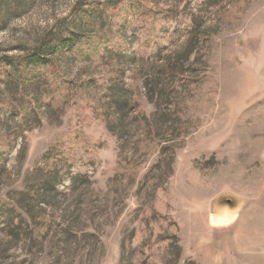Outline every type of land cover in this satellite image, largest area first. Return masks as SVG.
<instances>
[{
    "label": "rangeland",
    "instance_id": "374dc122",
    "mask_svg": "<svg viewBox=\"0 0 264 264\" xmlns=\"http://www.w3.org/2000/svg\"><path fill=\"white\" fill-rule=\"evenodd\" d=\"M104 1L17 0L26 11L0 25V58L32 49L61 19L66 26L76 3L87 11ZM128 1L118 12L127 66L57 57L73 96L43 86L54 109L26 123L0 109V141L16 140L0 155V264H50L57 253L67 264H119L123 248L131 264H171L177 247L178 264H264V0H135L140 13ZM183 55L178 77H154ZM115 75L131 93L107 92ZM181 123L183 137L167 142ZM148 133L155 140L135 161ZM73 135L70 176L88 182L64 179L59 205L20 222L12 208L25 178Z\"/></svg>",
    "mask_w": 264,
    "mask_h": 264
},
{
    "label": "trees",
    "instance_id": "16d2710c",
    "mask_svg": "<svg viewBox=\"0 0 264 264\" xmlns=\"http://www.w3.org/2000/svg\"><path fill=\"white\" fill-rule=\"evenodd\" d=\"M15 2L17 0H0V25H3L10 16L18 17L26 11L25 5L17 6ZM125 3H123V0H108L92 5L87 11H83L80 4L76 3L66 26L64 24L67 18L61 19L37 40L32 49L17 55H3L0 58V94L7 89H12L17 96L15 99H12L13 97H0V109L15 113L20 123H26L29 118L35 117L39 111L51 112L54 109V92L51 94L43 91V86L56 87L67 92L68 97L73 96L71 83L64 80L60 74L56 63L57 57L71 55L84 58L89 55H97L101 60L109 62V65L110 62H115L127 66L130 59L126 54L129 39L121 31L124 27L125 17L120 18L118 16V12L125 6ZM128 4H130L127 8L129 11L133 13L141 12L137 1L130 0ZM118 18L119 22L116 24ZM161 18L164 19L163 16ZM104 20L108 22L107 29H101L100 27V23ZM113 27H117V29L112 33L110 30ZM112 34L116 35V41L112 40ZM152 42L153 39L148 36L144 44L147 48H150ZM183 59L184 62L180 58H173L168 65L158 67L153 73L154 77L162 76L163 78L171 77L172 79L178 77L182 68L186 66L188 55H185ZM117 78V75L109 77L107 92L129 90L131 93L129 87L122 85L123 82H119ZM147 85L150 88L149 82ZM172 87H170V90ZM40 88L43 90L40 91ZM132 101L133 106H137L135 100L132 99ZM121 104H126V101L120 99L118 106H121ZM138 116L142 120L145 119L140 111ZM178 120H181V118ZM108 128V132H111L110 126ZM180 128H182V123L179 128L176 126L165 132V135H168L167 142L183 137ZM18 137H21V133L18 134ZM77 138V135H73L71 140L66 139L65 143L55 145L43 156L41 167L27 175L24 181V190L19 194L16 206L12 208L13 212L18 213L20 222H27L25 215L33 218L36 209L42 210L44 207L45 210L49 206L56 207L57 204L59 205L60 193L58 188L64 179L71 178L70 183L74 185L78 180V183L80 180L85 183L88 182L87 177L82 179L79 175L70 176V170L74 164L73 160L76 157V146L79 140ZM154 140L155 134L148 133L138 141L135 161L144 160L149 145ZM15 141V139L9 142L7 140L0 141V155L7 154L13 148ZM158 146V144L155 145V148L158 151L161 150L162 153L169 148L166 145ZM171 157L173 158V156ZM130 164L128 162L127 166ZM62 170H64L65 175ZM4 216L11 218L8 215ZM12 222L13 220H11ZM17 226L19 229L20 223ZM123 249L119 264H131L130 259H125ZM64 252H66V249ZM180 253L181 251L177 247L174 261L171 264H178ZM62 259L63 257H60L57 253L56 256L52 257L50 264H67Z\"/></svg>",
    "mask_w": 264,
    "mask_h": 264
}]
</instances>
